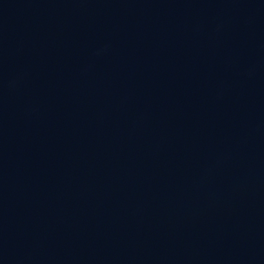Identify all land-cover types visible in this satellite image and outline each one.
<instances>
[{
  "label": "water",
  "instance_id": "obj_1",
  "mask_svg": "<svg viewBox=\"0 0 264 264\" xmlns=\"http://www.w3.org/2000/svg\"><path fill=\"white\" fill-rule=\"evenodd\" d=\"M0 264H264V0H0Z\"/></svg>",
  "mask_w": 264,
  "mask_h": 264
}]
</instances>
